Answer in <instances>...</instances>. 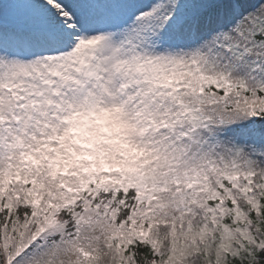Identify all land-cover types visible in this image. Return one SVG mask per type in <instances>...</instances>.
Wrapping results in <instances>:
<instances>
[{
  "label": "snow or ice",
  "instance_id": "obj_1",
  "mask_svg": "<svg viewBox=\"0 0 264 264\" xmlns=\"http://www.w3.org/2000/svg\"><path fill=\"white\" fill-rule=\"evenodd\" d=\"M0 264H264V0H0Z\"/></svg>",
  "mask_w": 264,
  "mask_h": 264
}]
</instances>
